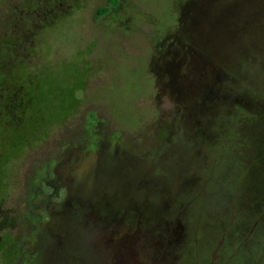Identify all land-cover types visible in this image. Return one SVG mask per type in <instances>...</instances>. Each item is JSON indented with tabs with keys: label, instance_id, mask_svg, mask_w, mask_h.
<instances>
[{
	"label": "rangeland",
	"instance_id": "rangeland-1",
	"mask_svg": "<svg viewBox=\"0 0 264 264\" xmlns=\"http://www.w3.org/2000/svg\"><path fill=\"white\" fill-rule=\"evenodd\" d=\"M76 1L30 57L39 107L69 116H38L37 148L3 144L11 187L65 146L71 189L140 186L181 214L197 264H264V0Z\"/></svg>",
	"mask_w": 264,
	"mask_h": 264
},
{
	"label": "flooded vegetation",
	"instance_id": "flooded-vegetation-1",
	"mask_svg": "<svg viewBox=\"0 0 264 264\" xmlns=\"http://www.w3.org/2000/svg\"><path fill=\"white\" fill-rule=\"evenodd\" d=\"M75 2L0 0V264H197L185 243L187 226L181 214L168 216L166 205L137 195L140 186L137 194L126 188L71 189L51 163L65 157V146L58 158L36 164L24 188L22 183L19 189L11 187L15 177L9 160L2 159L3 144L16 150L37 148L40 140L30 141L37 133V117L69 115L65 108L38 107L30 57L38 32L49 28L55 17L69 14ZM25 117L36 123L25 126L27 132L21 128ZM8 131L16 142L3 137ZM94 134L92 147L114 146L116 155L115 143ZM22 155L20 150L13 158ZM17 226L22 230L18 237L8 231Z\"/></svg>",
	"mask_w": 264,
	"mask_h": 264
},
{
	"label": "trees",
	"instance_id": "trees-1",
	"mask_svg": "<svg viewBox=\"0 0 264 264\" xmlns=\"http://www.w3.org/2000/svg\"><path fill=\"white\" fill-rule=\"evenodd\" d=\"M105 11H106V9H103V10H101V11H98L97 12V15H102V14H104L105 13ZM40 106V105H39ZM38 106V107H39ZM40 108V107H39ZM61 117H62V119H63V117H65L66 115H60ZM69 116V115H68ZM60 117V118H61ZM40 118L39 117H37V120H39Z\"/></svg>",
	"mask_w": 264,
	"mask_h": 264
}]
</instances>
